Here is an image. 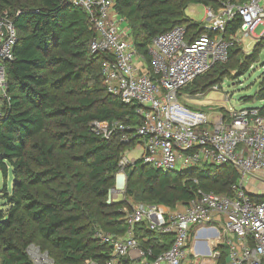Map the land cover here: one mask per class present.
<instances>
[{
    "label": "trees",
    "instance_id": "16d2710c",
    "mask_svg": "<svg viewBox=\"0 0 264 264\" xmlns=\"http://www.w3.org/2000/svg\"><path fill=\"white\" fill-rule=\"evenodd\" d=\"M227 1L248 0H116V10L151 66L150 48L159 34L177 25L188 28L189 38L203 33L202 23L186 14L190 4L218 9ZM5 14L18 30V41L15 58L7 63L9 98L0 118V264H35L29 254L33 244L55 264L103 262L109 248L95 238V231L101 227L122 234L126 229L123 216L131 205L128 200L109 203L108 194L116 185L123 153L141 142L135 132L140 118L133 105L107 91L105 55L90 51L95 29L82 8L69 0H0V15ZM240 26L238 17L229 24L226 37ZM262 48L263 44L241 63L235 44L226 61L183 90L210 91L225 78L228 62L244 75L258 60L255 51L259 54ZM259 97L264 99V91ZM95 120L131 128L106 139L93 130ZM124 134L128 142L122 140ZM125 171V193L133 194V185L141 190L136 203L170 208L189 202L200 189L233 196L239 177L231 164L176 172L154 168L140 158ZM252 197L263 200L264 194ZM139 233L157 251L170 246L167 235L146 228ZM226 255L222 251L219 264Z\"/></svg>",
    "mask_w": 264,
    "mask_h": 264
},
{
    "label": "built area",
    "instance_id": "2783aa9c",
    "mask_svg": "<svg viewBox=\"0 0 264 264\" xmlns=\"http://www.w3.org/2000/svg\"><path fill=\"white\" fill-rule=\"evenodd\" d=\"M69 2L90 17L95 29L90 51L105 55L102 73L107 91L136 108L140 123L135 132L143 163L176 172L231 164L239 175L233 196L200 189L195 198L173 208L132 204L125 209L122 234L96 228L95 238L109 248V257L87 264H219L223 246L228 247L224 264H264V199H254L248 190L250 181L264 172V106L229 108L224 113L213 109L209 114L180 101L185 86L226 61L231 47L264 24V0L227 1L218 9L205 6L203 33L189 38L188 28L177 25L159 34L150 48L151 66L137 50L129 26H123L126 21L116 10V0ZM238 17L240 28L227 38L229 24ZM17 41L15 24L6 14L0 15V118L9 98L7 63L15 58ZM92 128L110 139L131 126L95 120ZM122 140L128 142V134ZM128 152L120 159L109 203L126 191L125 169L136 162ZM143 228L169 236L170 246L157 251L139 233Z\"/></svg>",
    "mask_w": 264,
    "mask_h": 264
},
{
    "label": "rangeland",
    "instance_id": "374dc122",
    "mask_svg": "<svg viewBox=\"0 0 264 264\" xmlns=\"http://www.w3.org/2000/svg\"><path fill=\"white\" fill-rule=\"evenodd\" d=\"M205 6L202 4H190L187 8L186 14L194 20L202 22L205 18ZM127 24L124 22L123 26ZM264 35V24H259L253 31V35L245 37L244 42L237 43L240 48L239 62L246 61L244 56H248L254 49L259 51L261 45L264 46V40L261 37ZM255 51V56L258 60L248 68L247 73L240 76L238 72L239 66H229V62L224 66L225 78L217 84V88H212L208 92L191 93L190 87L181 91L180 101L192 107L195 110H201L207 113H212L211 110L216 109L223 113L229 108L243 109V108H255L263 107L264 99H260V93L264 91V48L259 52ZM242 56V57H241ZM246 68V66H243ZM144 70V68H142ZM247 97V99H244ZM129 157L138 159L142 152L135 146V148L128 150ZM256 181V187L260 188V193L264 194V172L256 175L254 178ZM12 177L10 176L9 182L11 184ZM253 182V183H252ZM252 183V184H251ZM251 186L255 184L254 181H250ZM262 185V186H261ZM134 191L131 193H123L115 196L116 201L128 200V205L136 204L140 201L135 198L136 194H140L141 190L137 188V185L131 186ZM256 193V192H255ZM257 194V193H256ZM144 202H150L145 199ZM1 202V201H0ZM34 245V244H33ZM222 250L228 252V247L223 246ZM38 245L31 246L29 248V254L32 257L35 264H53L49 257Z\"/></svg>",
    "mask_w": 264,
    "mask_h": 264
},
{
    "label": "crops",
    "instance_id": "0c3cea01",
    "mask_svg": "<svg viewBox=\"0 0 264 264\" xmlns=\"http://www.w3.org/2000/svg\"><path fill=\"white\" fill-rule=\"evenodd\" d=\"M251 181H254L255 184H253L252 187H250V188H249V186H248V190L251 191V192L254 193V194H256V193H257V194H261V193H260V188L256 187V181H255V179H252ZM252 183H253V182H252ZM252 183H251V184H252ZM251 184L249 183L250 186H251ZM261 186H262V185H261ZM255 192H256V193H255ZM195 241H196V236L194 235L193 238H192V243L195 242Z\"/></svg>",
    "mask_w": 264,
    "mask_h": 264
}]
</instances>
